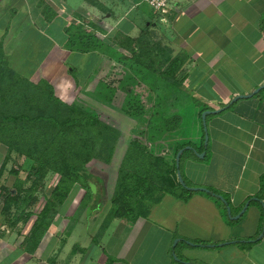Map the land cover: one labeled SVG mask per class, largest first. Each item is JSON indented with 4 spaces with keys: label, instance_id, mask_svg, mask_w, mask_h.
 <instances>
[{
    "label": "crops",
    "instance_id": "obj_1",
    "mask_svg": "<svg viewBox=\"0 0 264 264\" xmlns=\"http://www.w3.org/2000/svg\"><path fill=\"white\" fill-rule=\"evenodd\" d=\"M130 1L0 0L2 64L25 79H45L55 89L66 83L64 73L71 72L68 59L76 54L82 59L90 55L69 49L71 28L81 23L84 29L99 32L100 29L93 28L96 24L103 34L113 30V35L138 37L147 30L152 43L160 44L166 56H185L181 92L191 93L211 110L222 109L234 97L248 95L264 84V0H173L164 16L151 9L152 21L141 28L126 24L119 12L121 3ZM135 4L138 5L137 1ZM101 10L108 11L106 23L115 21L108 31L94 20ZM26 32L39 33L42 46L37 41L33 46L28 44L21 37ZM25 65L35 67L20 68ZM207 126L209 149L205 159H201L206 162L189 159L186 163L189 171L195 168L201 175L192 184L226 195L232 216L247 204L244 213L230 222L206 194L197 192L185 202L165 195L133 227L123 220H113L101 239L99 260H103L104 246L118 233L134 230L140 237L152 229L155 240L164 242L163 259L157 264H185L173 258L172 242L176 236H180L178 240L183 237L192 242L186 249L191 262L264 264V88L252 97L239 98L230 108H223L208 120ZM160 223L164 228L157 226ZM192 240L210 245L197 247ZM20 251L9 246L1 248L0 264H14L24 253ZM88 251L72 255V264H94L96 253L87 254ZM133 257L137 259L138 253ZM58 262L55 259L52 263Z\"/></svg>",
    "mask_w": 264,
    "mask_h": 264
},
{
    "label": "trees",
    "instance_id": "obj_2",
    "mask_svg": "<svg viewBox=\"0 0 264 264\" xmlns=\"http://www.w3.org/2000/svg\"><path fill=\"white\" fill-rule=\"evenodd\" d=\"M93 28L101 31L96 24ZM68 35L69 49L81 54L96 52L103 43L94 31L78 30ZM112 37L117 48L123 50L117 49L119 56H112L114 60L118 59L117 64L109 62L108 66H103L102 70H108L109 76L96 80L98 91H108L105 95L109 101L114 99L116 91L124 93L121 108L143 123L145 140L134 136L127 143L117 169L111 208L100 227V237L115 219L134 224L140 218H146L151 207L165 195L185 202L197 192L206 194L220 207L228 221L234 222L227 213L230 200L226 195L211 187H207L209 192L190 189L196 186L182 172L181 162L189 153L200 159L198 154L209 149V144H205L202 113L211 110L202 104L199 140L184 133L182 112L176 106L181 103L178 98L187 96L179 89L185 80L182 72L187 58L183 55L166 56L160 44L152 43L147 30L138 37L123 33ZM2 63L0 55V145L6 148L0 164V211L11 229L19 223L27 224L34 217L26 240L20 245H26V251L32 253L53 223L57 205L63 204L74 188L79 186L85 191L82 208L88 207L91 201L99 202L103 187L94 172L101 170H96L93 165H97V161L103 164L112 162L122 132L96 109L77 101L65 103L49 81L25 79L6 69ZM74 71L72 67L71 73ZM140 85L152 91L169 92L163 96L158 93L155 98L149 93L148 98L154 104L147 108L143 96L135 90ZM231 106L227 103L223 108ZM213 115H207L206 122ZM181 149L179 170L186 186L177 176L176 155ZM9 161L14 164L9 170L14 176L11 186L3 183ZM21 172H25V177L20 176ZM50 175H56L57 179L47 189L46 180ZM91 183L96 185L95 192ZM39 193L44 204L37 209ZM220 196H224L226 202ZM92 240L95 245L100 243L95 237ZM209 245L206 241H194L197 247ZM175 256L181 263L198 264L176 253Z\"/></svg>",
    "mask_w": 264,
    "mask_h": 264
},
{
    "label": "rangeland",
    "instance_id": "obj_3",
    "mask_svg": "<svg viewBox=\"0 0 264 264\" xmlns=\"http://www.w3.org/2000/svg\"><path fill=\"white\" fill-rule=\"evenodd\" d=\"M68 1L72 3V0ZM74 2L78 3L80 2V0H74ZM127 3L128 4L121 3L119 8V12L124 15L123 18L126 19V24L134 23L138 25L139 28H141L146 26L150 21H152L150 19L152 16V10L147 4L141 3L136 5V0ZM114 7L115 4L112 2L111 8ZM107 12L108 11L101 10L98 12L97 15L94 16V20H97L100 26H102V29H104L105 31H108L111 25L115 23V21L112 23L111 21L110 23H106V20L108 18ZM116 18L117 16L114 17V20H116ZM82 25L83 24L81 23H77V25H74L71 28L72 32H77L78 30L93 32L89 29H83L84 27ZM113 32L114 31L112 30L109 34H107V32L103 34L101 31H94L96 37L102 40V45H100L99 49L96 52L89 53L90 55L85 56L84 59H82L83 57H79L78 54L68 59V64L70 65L69 69L73 67L75 71L73 73L65 72L64 74L67 78L66 83L55 87L57 95L65 103H72L74 101H77L81 104L96 109L101 113L103 117L108 119V121H111L110 123L117 126L122 132V136L116 146L112 162L110 164H103L98 163L97 161V165H93V168H96V170H101L95 171L94 175L97 176V178L99 177V180L101 179L103 193L98 197L99 202L94 203L95 201H91L88 207L82 208L81 200L85 195V191L79 186L74 188L73 191L70 193L69 197L65 200V202L61 205H57L58 212L54 217L53 223L44 233L36 250L32 253L26 251V245L24 247H21L20 245L25 242L30 224L34 217L27 224L19 223L16 228L11 229L4 222L0 211V247L5 248L9 246L10 249H21L22 251H20V253L24 252L22 254H19L20 258L17 261L16 259L19 257V255L16 256V262H14V264H54L52 262L55 259L59 261L57 264H72V255L80 251H83V254L85 253V250H89L87 254H91L92 252L96 253L94 264H115V262L118 261V264H139V261L142 262V264H157L163 259L164 242L163 240H155L156 236L153 231H151L152 229L148 230L145 236L142 233L140 237L136 236V232L134 230L133 232L125 231L118 233L110 240V242H108L109 244L107 243L104 246L106 248V251L104 252L103 260L98 259L100 258L98 257V248L101 246V239L103 238L104 233L106 232L105 231L100 237V227L102 222L104 221V218L108 214V211L111 208L110 199L115 186L117 169L126 150L127 143L129 139L133 138L134 136H138L139 139L141 138L145 140L143 134L145 132V126L143 125V123L137 120L136 118L127 115L121 108V104L123 103L124 99V93L122 91H116L114 99L112 98V101H109L107 99L108 97L105 95L108 91H102V93L98 91V79L108 78L109 76L108 70H102V68H104L103 66H108V61H110V59L112 61L113 59L112 56H119V48H117L114 38L112 37L114 34ZM21 37L26 38V40L28 41L27 43H31L32 46L34 45V41L39 42L38 46H42V36L39 33L26 32V34H21ZM81 59L82 61H80ZM116 60L118 59L115 58L114 60L117 64ZM33 67L35 66H20V68L23 70L30 69ZM99 70L101 71L99 72ZM117 71L118 69H116V73ZM183 84L179 87L181 91ZM135 90L143 96V100L147 108H151L154 104V102L149 100L148 98L149 93H151L150 95L155 98L158 93H161V95L163 96L165 92H169L168 90L152 91L144 85L137 86ZM174 92L175 91H172V93ZM190 95L191 93L185 97L178 98L180 99L181 103L176 107H178V109L182 112L184 133L186 135H191L195 139L199 140V137H201L202 135V124L199 117V112L202 109V104L199 103L198 100H193L192 96L190 97ZM5 153L6 148L0 145V162L2 161ZM189 159L202 163H205L206 161L201 160L202 158H194L191 153H189L187 157L182 160V172L185 178L190 183H193V179H198L201 175L199 174L198 170H194L195 168L191 169L190 171L189 169H187L186 163ZM13 166L14 164L9 161L6 166L7 170L3 177V183L8 186H11L14 180V176L9 173V170ZM188 171L190 174H188ZM201 174L203 175V173ZM20 176L25 177V172H21ZM56 179V175H50L46 180V188L49 189L51 186H53L56 182ZM222 197L225 198L224 196ZM39 198L40 201L38 203L37 209L44 204L43 197L41 194L39 195ZM94 200L97 199L95 198ZM160 208H162L160 210H163V208L165 207ZM165 211L167 210L164 209V212ZM127 224H130V226L132 227L134 226L131 223ZM163 225V223H160V225L157 224V226L161 227H163ZM153 235L155 237H153ZM90 236H92L91 240H89ZM93 237H95V239L100 240V243L98 245H95L93 243ZM177 237L180 236H176L172 242V247H175L174 255L176 253V255L182 257L185 260L190 261V258H188L190 256L187 255L186 249H188V243L193 245L192 242L187 241L183 237L181 240H178L179 238ZM3 241H6V243H4ZM82 245H84V247H82ZM134 253H138L137 259L133 257ZM173 258L177 260L176 256H174ZM184 263L187 264L189 262L184 261Z\"/></svg>",
    "mask_w": 264,
    "mask_h": 264
},
{
    "label": "water",
    "instance_id": "obj_4",
    "mask_svg": "<svg viewBox=\"0 0 264 264\" xmlns=\"http://www.w3.org/2000/svg\"><path fill=\"white\" fill-rule=\"evenodd\" d=\"M264 88V84L259 86L258 88H256L254 90V92L248 94V95H240V96H236L234 97L231 101H230V104L234 103L235 101H237L239 98L241 99H245V98H249V97H252L254 94L258 93L261 89ZM222 109H218V110H205L203 113H202V122H203V126H204V130H205V144H208V141H209V133H208V127H207V122H206V118H207V115H210V114H217L218 112H220ZM183 152V150H179V152L177 153L176 155V167H177V176H178V179L180 181V183L183 185V186H186L185 185V182L182 178V175H181V172L179 170V161H180V155L181 153ZM200 158H204L205 157V152H202V153H199L198 154ZM90 187L91 189L93 190V192H95V185L93 183L90 184ZM190 189H193V190H202L204 192H209V190L205 187H189ZM220 198L223 200V202H226V200L220 196ZM246 206L247 204L244 206V208L240 211L239 214L237 215H234L232 216L231 215V209H230V206L227 205V213L229 215L230 218L232 219H238L245 211L246 209ZM264 229V228H263ZM175 256V255H174Z\"/></svg>",
    "mask_w": 264,
    "mask_h": 264
},
{
    "label": "built area",
    "instance_id": "obj_5",
    "mask_svg": "<svg viewBox=\"0 0 264 264\" xmlns=\"http://www.w3.org/2000/svg\"><path fill=\"white\" fill-rule=\"evenodd\" d=\"M137 4H147L154 13L158 15H166L169 12L170 4L173 0H136Z\"/></svg>",
    "mask_w": 264,
    "mask_h": 264
}]
</instances>
